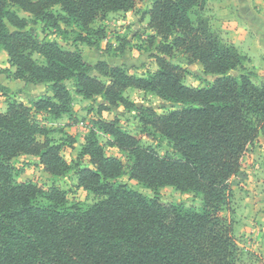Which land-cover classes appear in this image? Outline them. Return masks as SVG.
<instances>
[{
  "label": "trees",
  "instance_id": "1",
  "mask_svg": "<svg viewBox=\"0 0 264 264\" xmlns=\"http://www.w3.org/2000/svg\"><path fill=\"white\" fill-rule=\"evenodd\" d=\"M137 1L0 0V54L7 52L13 68L4 73L25 83L49 84L51 92L29 105L13 101L0 110V264L241 262L235 223H227L223 212L234 196L231 178L241 170L250 146L264 135V82L256 84L246 56L223 42L204 14L208 0H152L144 17L153 32L158 70L148 77L129 74L105 59L90 62L80 50L41 40L19 14L27 12L58 30L61 24L73 27L78 30L75 41L99 49L105 32L93 28V22L133 10ZM175 53L217 77L204 87L187 85L188 70L173 61ZM67 81L83 98L101 97L99 112L111 106L134 110L142 126L169 141L172 151L161 155L142 146L117 120L100 119L95 125L112 137L110 145L127 161L106 155L92 128L78 155L88 157V165H71L63 145L36 118L40 112L54 118L72 113ZM130 88L180 107L159 114L137 106L125 96ZM20 155L38 157L52 176L75 170L78 186L99 200L69 206L66 192L58 187L43 190L31 181H17L12 161ZM125 175L155 197L131 187L122 180ZM166 186L201 196L202 209L162 202L159 189Z\"/></svg>",
  "mask_w": 264,
  "mask_h": 264
},
{
  "label": "rangeland",
  "instance_id": "2",
  "mask_svg": "<svg viewBox=\"0 0 264 264\" xmlns=\"http://www.w3.org/2000/svg\"><path fill=\"white\" fill-rule=\"evenodd\" d=\"M230 1L232 0H208L204 14L210 17L213 27L220 33L223 42L235 46L246 56L247 70L252 73L253 81L260 84L264 82V17L259 14L264 10V1L256 5L261 6V11H254L251 8L241 9L240 6L243 7V3L234 1L230 3ZM151 3L152 0H138L133 10L110 13L104 19L95 20L92 24L93 28L102 29L105 32V37L100 40L99 49L75 41L78 30L73 29V27L61 24V29L58 30L40 20L34 21L27 12L20 11L19 14L28 19L27 29H33L41 40L57 41L64 48L80 50L90 62L100 58L105 59L111 65L121 66L129 74L148 77L158 70L155 58L158 55L156 44L150 42V36L153 32L147 26V17H144ZM34 57L43 62L40 55L35 54ZM8 59L7 52L2 51L0 54V110H6L9 103L13 101L29 105L32 99L38 100L51 93L49 92V84H28L8 77L4 73L5 69L12 68ZM173 61L187 68L188 73L184 78L187 85L204 87L212 83L217 77L204 74L202 65L199 63L187 64L185 57L179 53L173 55ZM100 78L106 82L109 80L104 76H100ZM67 84L72 94V113L54 118L48 113L40 112L36 114V118L51 130L50 137L53 138L54 142L63 145V155L71 165L77 162L88 165V157L78 158V155L92 128L98 132L99 141L104 145L106 155L120 158L124 162L127 161L123 152L110 145L109 142L112 137L95 125V122L100 119L117 120L118 126L135 136L142 146L152 147L161 155L172 151L169 141L153 129H146L142 126L137 117V112L134 110H128L124 106H111L99 112L100 104L103 103L101 97L83 98V96L75 93L72 86L73 81H67ZM125 96L137 106L152 107L159 114L180 107L179 103L164 100L154 93L143 90L130 88L126 90ZM40 138L43 139V137ZM242 163L244 169L247 170V178L242 183H238L240 180L238 178L233 180L231 178L232 188L234 185L239 195L243 191L258 194L260 186L264 187V182L260 185L261 179H264L263 134L250 146L242 158ZM12 164L17 181H31L43 190L58 187L66 192L69 206H88L99 200L98 196L78 186L75 170L65 176H52L45 171L44 166L39 162V158L32 155H20L13 159ZM122 180L147 196L155 197L154 191L144 188L136 180L130 179L128 175L123 176ZM246 187L248 189H245ZM234 196L231 207L224 210L223 216L227 223L233 221L235 228H244L247 226L246 223H243L242 220L238 221L234 217L236 213ZM159 198L164 203H183L186 207L197 211H200L203 206L201 196L193 192H181L173 186L160 188ZM236 223H239V226ZM240 232L241 230L235 236L238 245V241H240V245H243L246 242L244 237L239 235ZM240 250L241 262L239 264H250L249 261H246L249 254H244L241 246ZM260 264H262V260H260Z\"/></svg>",
  "mask_w": 264,
  "mask_h": 264
},
{
  "label": "crops",
  "instance_id": "3",
  "mask_svg": "<svg viewBox=\"0 0 264 264\" xmlns=\"http://www.w3.org/2000/svg\"><path fill=\"white\" fill-rule=\"evenodd\" d=\"M233 1L243 3V7L240 6L241 9L251 8L254 11H261V6L256 5L261 4L264 0H232L230 3H233ZM259 15L264 17V10ZM146 17L149 21V17ZM246 171L247 170L244 169L242 163L241 170L232 177V180L238 178L240 179L238 183H242V181L247 178ZM263 182L264 179L262 178L260 185H262ZM233 188L235 194L234 200L236 203L234 205V210L236 212L234 217L238 221L242 220V222L247 225L244 228H235V234H238V231L241 230V234L239 235L243 236V239L246 242L245 244L240 245V241H238L239 245L244 254H249L246 261H249L250 264H260V260H262V264H264V187L260 186L258 194L243 191L240 195L237 194L238 191L235 190L236 188L234 185ZM245 189L248 188L246 187ZM236 225L239 226V223H236Z\"/></svg>",
  "mask_w": 264,
  "mask_h": 264
}]
</instances>
